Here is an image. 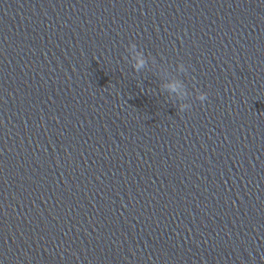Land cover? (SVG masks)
<instances>
[{"label": "water", "instance_id": "obj_1", "mask_svg": "<svg viewBox=\"0 0 264 264\" xmlns=\"http://www.w3.org/2000/svg\"><path fill=\"white\" fill-rule=\"evenodd\" d=\"M0 264H264V0H0Z\"/></svg>", "mask_w": 264, "mask_h": 264}, {"label": "clouds", "instance_id": "obj_2", "mask_svg": "<svg viewBox=\"0 0 264 264\" xmlns=\"http://www.w3.org/2000/svg\"><path fill=\"white\" fill-rule=\"evenodd\" d=\"M131 47L136 48L137 45L135 43H131ZM146 60L144 58V54L142 52L138 53L136 59H135V63L133 64V68L136 71L141 70L144 66H145ZM171 90L173 92L176 91V86L172 85L170 86ZM196 98L200 101V102H204L207 99V93L204 92H198ZM185 107L187 106H181L180 111L183 112L185 111Z\"/></svg>", "mask_w": 264, "mask_h": 264}]
</instances>
